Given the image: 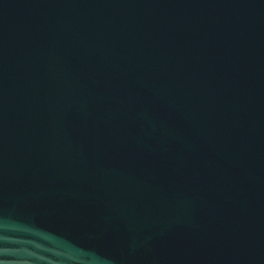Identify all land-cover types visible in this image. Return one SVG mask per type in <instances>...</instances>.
Segmentation results:
<instances>
[{
  "label": "water",
  "instance_id": "1",
  "mask_svg": "<svg viewBox=\"0 0 264 264\" xmlns=\"http://www.w3.org/2000/svg\"><path fill=\"white\" fill-rule=\"evenodd\" d=\"M0 264H264V0H0Z\"/></svg>",
  "mask_w": 264,
  "mask_h": 264
}]
</instances>
